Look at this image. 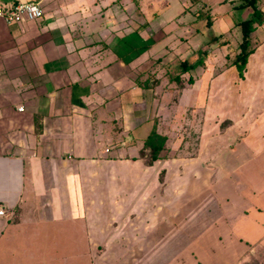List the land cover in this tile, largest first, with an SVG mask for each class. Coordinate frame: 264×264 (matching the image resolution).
I'll return each mask as SVG.
<instances>
[{
    "label": "crops",
    "instance_id": "1",
    "mask_svg": "<svg viewBox=\"0 0 264 264\" xmlns=\"http://www.w3.org/2000/svg\"><path fill=\"white\" fill-rule=\"evenodd\" d=\"M19 1L29 0H0V7ZM40 1L41 18L7 23L0 17V235L16 209V235L45 237L42 244L29 239L28 258L51 253L35 264H248L264 254L261 229H251V218L243 227L253 239L234 233L221 213L211 221L205 214L189 216L204 223L183 234L188 239L181 248L182 206L195 210L196 197L211 187L213 167L224 177L264 150L261 138L247 145L246 127L240 126L228 150L210 155L217 119L208 112L207 67L197 77L190 70L182 74L193 81L174 93L161 86L179 68L162 74L157 63L171 45L176 48L175 39L166 42L174 30L190 27L175 21L184 10L152 29L142 0ZM130 9L140 11V19L132 20ZM252 35L259 41L256 50L264 46V24ZM150 39L153 46L163 42L165 54L161 47L149 52ZM153 74L160 81L150 86ZM232 78L240 96L243 86ZM200 81L204 96L197 100ZM180 106L189 109L187 116L174 113L164 121L165 109ZM244 116L228 118L235 120L225 132L243 125ZM184 121L200 137L186 155L180 151ZM154 125L167 144L171 137L177 142L169 158L147 163L141 151Z\"/></svg>",
    "mask_w": 264,
    "mask_h": 264
},
{
    "label": "rangeland",
    "instance_id": "2",
    "mask_svg": "<svg viewBox=\"0 0 264 264\" xmlns=\"http://www.w3.org/2000/svg\"><path fill=\"white\" fill-rule=\"evenodd\" d=\"M133 1L132 3L134 5ZM141 2L142 13L146 20H148L150 26L153 27L152 29H156L157 25L161 22L164 23L171 19L175 20L178 17L177 14H180L182 10H184V12L181 13L179 18L175 21H179L180 24L185 23L184 25L189 23L190 26L187 28L175 29V33L166 40L167 42L169 39H175L177 43L176 48H174L175 43L171 45L172 50L168 54H165L168 48H163V42L160 45L153 46L152 39L149 40V52H156L157 47H161L160 50L163 51L164 49L165 55L163 58L160 56L159 60L163 59V63H165L166 59L169 61L172 59L169 65H167L169 61H166L165 64L158 61V66L160 68L163 66L164 71L162 74H164L170 66L172 68L171 72L174 70L173 67L179 64V56L182 57V59L185 57L196 60L204 53L203 51H207L208 57L205 58L206 63L191 68L188 74L194 77L200 74H206V72H204L206 67L211 73L210 75L209 73L205 75L207 76V82L209 81L211 86L209 88L208 112L212 119L217 120L212 123L213 128L211 132H213V138L209 139L207 145V150L210 155L221 156L225 150H228L229 144L238 138L236 133L240 131V126L246 127V132L244 131L243 134L245 135L244 141L247 145L252 146L255 140L261 138L259 145L262 147L264 140V120H260L259 117L262 114L264 115V110L260 105L264 103V46L257 50L255 49L256 52L254 55L248 56L244 73L246 69L248 70L244 82L241 81L236 66H228L229 60L227 59L235 53L241 38L239 26H237L235 22L250 14V11L245 8L234 7V4L237 3L236 5H238L242 3L243 0H199L197 3H193L191 0H142ZM257 6L262 8L264 6V0H257ZM127 14H132V20L136 18L140 19V11L133 13L132 9H130L127 11ZM196 14L210 16V23H207V20L201 19V17H198ZM233 23L236 27L233 26ZM171 27H176V23L172 22ZM177 31L180 32V34L176 33ZM190 35V44H187V37ZM214 36L218 37L217 40L212 39ZM199 47L201 48L198 49ZM182 50H184V52ZM159 54L162 55L163 52ZM175 55L176 58L178 57L176 60ZM225 58L227 59V64L225 63ZM160 68L159 70H162ZM233 76L240 82V87L243 86L240 96H237L238 93L235 91L237 86L233 83ZM150 77L152 78V76ZM158 80L160 81V79L155 78L153 74L152 83H157ZM200 83L202 82H198L194 88V96L197 100L200 98L203 99L204 96L200 93ZM161 86L165 91H171V93L176 92V89L179 88V85H177L174 80H172L170 84L165 83ZM252 91L256 92L252 95ZM188 112L189 109H183L181 106L177 109L170 107L164 111V121H170L169 117L173 116L174 113H176L177 118H180L181 113L187 116ZM242 114H245L243 125L235 123L232 129H228L225 132L226 127L231 124V121L235 120L232 119L230 121L228 118H236ZM255 120H258V124L255 123ZM187 122L188 121H184L185 125L179 124L181 128L179 134L184 140L181 144L182 149L180 151L185 155L189 150L194 152V148L196 149L199 145L198 140L200 138L198 131L196 132L193 127H189ZM255 126H257V128H255ZM251 127H254V130H252ZM166 130H168V126H166ZM171 138L169 139L170 141H168L170 147L164 152L165 158H169L168 152L171 150L172 143L174 141L177 142L176 139L173 140ZM212 173L214 175L212 177L211 187L201 191V194L196 197L193 203L195 210L189 212L190 204L188 203L182 206L181 248L184 246L183 242L188 239V236L185 237L183 234H190L197 224L200 222L204 223V221L198 220L197 217V220H189V216L193 218L196 214L198 216L205 214L206 218L211 221L212 217L219 213L229 218L230 225L235 230L234 233L241 236L250 235V229H248V227H243V225L248 226V224L252 222L248 221V219L251 218L254 221L251 225V229L253 231H255L256 228L261 229L259 236L263 238L261 242L262 245H264V150L260 154L254 153V156L250 158L247 163L237 167L236 171L228 172V175L224 177L217 167H213ZM259 208H261L260 211H258ZM10 221L7 228L0 235V264H20L31 260V262L34 263V260L42 261L43 258L45 259L50 256L49 254L51 253L34 252V255H38L39 259L36 257L29 259L28 256H30V253L24 251L26 247L30 248L32 245V243H29V239L33 238V241L37 239L39 243V240L43 242V238L45 237L16 235V209L14 213L10 215ZM258 224L261 225L257 226ZM57 254L60 257L62 255V253ZM255 258H258V264H264L263 251L257 254ZM248 264L255 263L250 261Z\"/></svg>",
    "mask_w": 264,
    "mask_h": 264
},
{
    "label": "trees",
    "instance_id": "3",
    "mask_svg": "<svg viewBox=\"0 0 264 264\" xmlns=\"http://www.w3.org/2000/svg\"><path fill=\"white\" fill-rule=\"evenodd\" d=\"M137 2V0H134ZM193 3H197L199 0H191ZM16 3V2H15ZM14 4V3H13ZM240 8H248L250 10V14L235 22L237 26H239L241 32L240 42L237 46L235 53L228 57L229 60L228 66L234 65L238 71L239 77L244 76V70L248 61V56L254 52V50L259 45V41L252 35V33L260 26L264 24V11H262L257 6V0H243L242 3L238 5ZM198 12V11H197ZM201 19L207 20V23H210V16H205L201 14H196ZM218 37L214 36L217 40ZM207 51L197 58L196 60L191 59H183L179 61L178 70L175 74H172L169 78L170 80H175L179 88H182L183 82H192L193 79L191 76L188 78L182 77V74L188 72L191 68L196 67L197 65H201L204 63L207 58ZM227 59L225 58V63L227 64ZM153 86L155 83H152ZM167 139L168 137L164 134L158 132L156 126L151 129L150 133L147 135L144 146L142 149V154L146 158L147 163H151L158 158L165 157L164 152L167 151ZM147 152H146V151ZM261 252V251H260ZM253 263L258 264V258H252Z\"/></svg>",
    "mask_w": 264,
    "mask_h": 264
},
{
    "label": "built area",
    "instance_id": "4",
    "mask_svg": "<svg viewBox=\"0 0 264 264\" xmlns=\"http://www.w3.org/2000/svg\"><path fill=\"white\" fill-rule=\"evenodd\" d=\"M44 9L40 0L19 1L8 7H0V17L7 23L19 22L23 19L35 20L43 16ZM23 107H19L22 110ZM5 215L0 208V216Z\"/></svg>",
    "mask_w": 264,
    "mask_h": 264
}]
</instances>
